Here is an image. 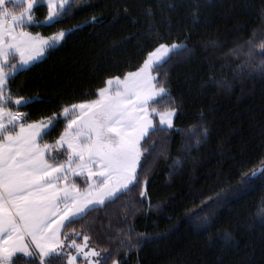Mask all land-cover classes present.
<instances>
[{
    "label": "trees",
    "instance_id": "trees-1",
    "mask_svg": "<svg viewBox=\"0 0 264 264\" xmlns=\"http://www.w3.org/2000/svg\"><path fill=\"white\" fill-rule=\"evenodd\" d=\"M73 2L59 22L29 27L46 37L66 35L8 81L14 96L43 101L9 105L28 122L96 99L108 78L135 71L161 43L188 51L156 70L172 99L151 106L174 107L176 115L172 128L142 142L138 179L147 185L118 194L63 232L77 242L87 235L89 247L119 264H264V178L248 180L264 168V72L257 67L264 57L231 51L247 52L253 32L264 38V0ZM47 11L41 4L35 19L45 21ZM65 126L59 119L42 143H54ZM18 257L21 264L36 259Z\"/></svg>",
    "mask_w": 264,
    "mask_h": 264
},
{
    "label": "snow or ice",
    "instance_id": "snow-or-ice-1",
    "mask_svg": "<svg viewBox=\"0 0 264 264\" xmlns=\"http://www.w3.org/2000/svg\"><path fill=\"white\" fill-rule=\"evenodd\" d=\"M41 4L48 9L43 22L35 19ZM73 7V0H0V264H21L18 254L36 258L26 264H59L61 259L76 264L78 257L88 264H108L111 254L89 247L87 235L78 243L63 230L118 194L147 185L146 179H138L146 154L142 142L151 140L150 132L170 128L176 115L174 107L158 112L150 104L157 98L172 99L156 70L164 68L173 54L188 51L177 43L159 44L123 79L108 78L96 99L63 106L60 114L28 122L27 114L9 107L43 102L14 96L8 81L66 35L61 30L45 37L26 29L59 22ZM247 44V52L240 46L232 53L243 52L249 60L264 57V38L256 40L253 32ZM257 67L264 72V58ZM154 114L159 116V129ZM59 119L66 121L59 138L52 144L41 143ZM78 177L87 185L83 190L76 183ZM261 178L264 168L254 170L248 180ZM140 195L146 196V189ZM71 231L73 237L81 235Z\"/></svg>",
    "mask_w": 264,
    "mask_h": 264
},
{
    "label": "rangeland",
    "instance_id": "rangeland-1",
    "mask_svg": "<svg viewBox=\"0 0 264 264\" xmlns=\"http://www.w3.org/2000/svg\"><path fill=\"white\" fill-rule=\"evenodd\" d=\"M46 20V19H45ZM44 25H48V24H44ZM27 31H29V32H31L30 31V29H29V27L26 29ZM32 33V32H31ZM34 35H35V33H33ZM42 36V35H41ZM46 37V36H45ZM63 41V40H62ZM62 41H60L54 48H56V47H58L60 44H61V42ZM53 49V48H52ZM49 50H51V49H46L45 50V52L37 59V60H35V61H33V62H31L30 64H28V65H26V66H24V68L21 70V71H23V70H26V69H28V68H30L31 66H33L34 64H36V63H38V62H40L41 60H43L44 58H45V56H46V54H47V52L49 51ZM10 60H11V62H15V59H13V58H10ZM20 72V71H19ZM124 78V77H123ZM122 78V79H123ZM158 99H160V98H157V100ZM154 103V102H153ZM152 103V104H153ZM152 104H150V108L152 107L151 105ZM13 111H16V110H14L13 109ZM174 118H175V116H173V118H172V126L170 127V128H172L173 127V122H174ZM152 119H153V121H154V124L156 125V127H158V126H160V124H159V116L158 115H153L152 116ZM41 143H42V141H41ZM56 151H58V152H62L63 151V149H57ZM62 158V157H61ZM79 179V182H81V180H83V177H78V178H76V180H78ZM78 181H76V183L79 185V187L81 188V190H83V189H85L86 187H87V185H85V184H80ZM107 202V201H106ZM78 243H83V241H81V242H78ZM86 251L88 250V249H85ZM71 251L75 254V250L74 249H71ZM18 256H23L22 254H18ZM24 257V256H23ZM25 258H27V259H32V258H29V257H25ZM79 259H83L84 260V262H83V264H88V260L87 259H85V258H83V257H78L77 258V262H76V264H80L79 262H78V260Z\"/></svg>",
    "mask_w": 264,
    "mask_h": 264
}]
</instances>
